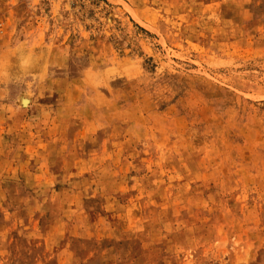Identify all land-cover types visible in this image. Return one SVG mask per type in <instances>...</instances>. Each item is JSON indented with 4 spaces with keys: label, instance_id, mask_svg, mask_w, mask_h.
<instances>
[{
    "label": "rangeland",
    "instance_id": "374dc122",
    "mask_svg": "<svg viewBox=\"0 0 264 264\" xmlns=\"http://www.w3.org/2000/svg\"><path fill=\"white\" fill-rule=\"evenodd\" d=\"M0 264H264V0H0Z\"/></svg>",
    "mask_w": 264,
    "mask_h": 264
}]
</instances>
